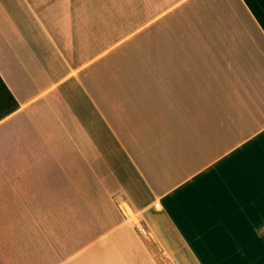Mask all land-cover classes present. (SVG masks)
<instances>
[{"label": "crops", "instance_id": "0c3cea01", "mask_svg": "<svg viewBox=\"0 0 264 264\" xmlns=\"http://www.w3.org/2000/svg\"><path fill=\"white\" fill-rule=\"evenodd\" d=\"M0 264H264V0H0Z\"/></svg>", "mask_w": 264, "mask_h": 264}, {"label": "trees", "instance_id": "16d2710c", "mask_svg": "<svg viewBox=\"0 0 264 264\" xmlns=\"http://www.w3.org/2000/svg\"><path fill=\"white\" fill-rule=\"evenodd\" d=\"M0 89L2 90L3 94L0 99V106L4 109V115L12 112L16 106L17 103L14 99V97L11 95V93L8 91L7 87L3 83L2 79L0 78Z\"/></svg>", "mask_w": 264, "mask_h": 264}, {"label": "rangeland", "instance_id": "374dc122", "mask_svg": "<svg viewBox=\"0 0 264 264\" xmlns=\"http://www.w3.org/2000/svg\"><path fill=\"white\" fill-rule=\"evenodd\" d=\"M2 94H3V92H2V90L0 89V99H1V96H2ZM4 114V109L3 108H1V106H0V117L2 116ZM161 263L162 264H167L165 261H161Z\"/></svg>", "mask_w": 264, "mask_h": 264}]
</instances>
